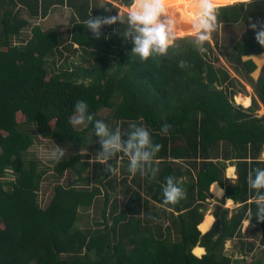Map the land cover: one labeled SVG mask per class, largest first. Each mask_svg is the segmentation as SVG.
<instances>
[{
	"label": "trees",
	"instance_id": "16d2710c",
	"mask_svg": "<svg viewBox=\"0 0 264 264\" xmlns=\"http://www.w3.org/2000/svg\"><path fill=\"white\" fill-rule=\"evenodd\" d=\"M119 3L129 0H0V264H264L255 244L264 246V222L252 217L256 192L247 183L254 168H264V65L255 78L257 63L247 57L264 52L256 40L264 0L218 6L224 35L217 37L216 30L204 53L187 35L178 37L168 57L147 61L129 53L119 22L105 25L99 39L83 23L91 8L93 16L123 12ZM104 4L112 5L110 11L97 7ZM56 5L71 10L68 26L36 22ZM70 58H76L73 68L65 67ZM240 93L251 96L248 105L237 102ZM78 100L86 101L92 116L83 127L69 121ZM96 119L122 134L132 122L148 128L161 145L156 175L129 174L122 153L111 161L115 168L121 160V179L99 162L92 175L90 152L101 148L93 136ZM39 136L65 151L52 169L30 152ZM228 162L237 167L234 181L226 176ZM68 171L76 177L57 180L43 203L44 179H62ZM170 175L186 195L166 205L162 186ZM215 181L226 194L212 227L202 232L212 221L202 222ZM227 198L239 205L223 206ZM91 207L97 215L80 226L82 209ZM229 239L242 260L227 253ZM198 245L206 249L201 256Z\"/></svg>",
	"mask_w": 264,
	"mask_h": 264
},
{
	"label": "clouds",
	"instance_id": "9594fccd",
	"mask_svg": "<svg viewBox=\"0 0 264 264\" xmlns=\"http://www.w3.org/2000/svg\"><path fill=\"white\" fill-rule=\"evenodd\" d=\"M110 5L97 7L110 11ZM184 7L189 14L187 18L177 11V6L172 4L171 0H129L123 12L119 9L117 15L93 16L91 8L83 23L92 35L99 39L105 25L119 22L123 27L117 29L118 34L124 41L131 42L129 53L140 61L168 57L170 49L175 48L182 29L191 30L190 44L195 51L204 53L206 44L211 42L212 34L219 26L217 0H188ZM252 28L257 29V25L252 24ZM256 40L264 45V27L256 31ZM179 66L184 68L186 62L180 60ZM91 119L86 101H76L74 112L69 117L70 123L78 126ZM128 127L129 131L122 134L120 128L112 129L104 120L96 119L93 136L98 139L101 148L92 157V162L106 164L108 171L114 172L111 161L116 159L118 153H122L128 157L129 174L135 175L139 172L142 176H155L158 168L154 166V158L161 145L153 141L152 134L145 126L132 122ZM168 128L165 124L161 132L166 135ZM58 155L64 158L65 151L62 150ZM247 183L249 190L256 192L252 217L256 216L259 221L264 222V168H254L248 175ZM210 192L219 196L222 189L217 191V186L210 187ZM185 195L178 180L171 175L166 177V183L162 186L164 204H176Z\"/></svg>",
	"mask_w": 264,
	"mask_h": 264
},
{
	"label": "rangeland",
	"instance_id": "374dc122",
	"mask_svg": "<svg viewBox=\"0 0 264 264\" xmlns=\"http://www.w3.org/2000/svg\"><path fill=\"white\" fill-rule=\"evenodd\" d=\"M119 5H120V8L122 10H124V8L126 7V5H123L122 3H119ZM70 17H71V10H69L67 7H60L59 6V7H56L50 13V15H48L46 18H39V19L36 20V22L40 23L44 27H53V26H60V25L61 26H68L69 22H70ZM217 30H220V29H217ZM25 31H26L27 34H30L31 33L30 27L27 28ZM182 35H180L179 37H181ZM187 35H192V33L190 32L189 34H185V36H187ZM223 35H224L223 28L220 31H217V33H216V36L219 37V38H221ZM212 40H213V38H212ZM79 55L80 54H77L76 56H73V57L77 58V56H79ZM76 58H70V61L65 63V67L69 66V68H73L72 67V65H73L72 60L76 59ZM78 61H79V59L75 60V63L78 62ZM62 65H60V66H62ZM253 75L257 76L258 75V70H255ZM237 97L238 98H236V99H237V101L239 103L246 104V105H248L250 103L249 97H244V96H239V95ZM109 112H110L109 109H104V111L102 113L107 115V114H109ZM259 113L260 114L264 113V108H261ZM20 118L22 119V117H20ZM84 124L78 125V127H83ZM37 138L38 139H36L34 145H32V147L30 148V152L35 154L41 160V164H43L45 166L49 165L50 168L52 169L53 164H54L53 161L58 159V157H59L58 154L60 153L61 149L52 140L45 139V138L40 137V136L37 137ZM98 150H99L98 148L94 147L93 150L90 152V154H91L90 160L91 161H92V157L95 156V154H96V152ZM83 152L86 153L87 151L85 150ZM67 154H68V152H67ZM261 156L264 158V149H263V152H262ZM95 163L96 162H91V174L92 175H93V171H94L95 166H96ZM120 163H121V160H118V163L115 166V171L117 172V174H118L117 177L119 179L122 178L121 169H120V166H121ZM102 167H103V170L106 171L107 165L103 164ZM75 177H76V174L71 172V171L66 172L62 179H56V177L53 174H50L47 178L44 179V181L42 183V188H41V191H40V199H41V201H43V203H45V204L48 202V200L50 199V197H51V195L53 193V185H54V183L57 182V180H60L63 183H67L69 181H72ZM120 194L123 195L122 192H120ZM211 194H212V197L209 198L211 200V202H210V204L206 205L205 214H209V212L213 213L215 208L218 205V204H215L216 202H218V197L215 196V193L211 192ZM238 204L239 203H236L235 206L238 205ZM227 205H232V204H229V203L228 204L227 203L224 204V206H227ZM81 213H82V218H81V221L79 222L80 226H86L88 223H92V220H94L95 216L97 215L94 207L82 209ZM162 221H163V224H164V227H165L171 221V218H170V216H168L166 218V220L163 219ZM247 228H248V220L244 221V225H243V231L246 232V233H247ZM249 235L250 234H247V236H249ZM253 237H256V236H253ZM250 240H252V237L249 238L248 241H250ZM255 244L257 246L256 247V253L257 252H264V250H262L263 249L262 247H264V246H262V245L260 246L258 241ZM194 250H195V248L193 249V251ZM226 251H227L228 254H232V257H234V259H237V260L240 261L243 258V254L238 249V246L235 245V243L232 240H230V239L226 241ZM202 254H203V251H202ZM197 255H199V254L197 253ZM253 256L254 255H252V253H251V254L247 255L246 258L248 260H250Z\"/></svg>",
	"mask_w": 264,
	"mask_h": 264
},
{
	"label": "crops",
	"instance_id": "0c3cea01",
	"mask_svg": "<svg viewBox=\"0 0 264 264\" xmlns=\"http://www.w3.org/2000/svg\"><path fill=\"white\" fill-rule=\"evenodd\" d=\"M66 7V6H62V5H56V6H54L53 8H52V10H51V12L56 8V7ZM68 8V7H67ZM69 9V8H68ZM70 10V9H69ZM50 12V13H51ZM50 13H49V15H50ZM247 57H251V58H253L254 60H255V62L257 63V69L256 70H258V75L257 76H254L255 78H258V76H259V74H260V71H261V68H262V66L264 65V52L263 53H260V54H253V55H249V56H247ZM262 58H263V61H262ZM247 88H248V90H249V92L250 93H252V89H251V86H249V85H247ZM239 96H244V97H249V99H250V102H251V96L250 95H244V94H242V93H240V94H238ZM238 95H236V97L238 96ZM237 100V99H236ZM238 102V101H237ZM244 105H246V104H244ZM229 164L227 165V168H226V176L227 177H229V178H231V179H233V181L237 178V167H236V165H234V164H232V163H230V162H228ZM229 168H234V171H233V174L232 175H230L229 174V172H228V170H229ZM215 183H217V185H218V187L220 188V190L222 189V193L219 195V196H217L216 194H215V196L216 197H218V202H216L215 204H220V200L219 199H221L222 197H224L225 196V194H226V189L224 188V187H222V185L218 182V181H215V182H213L211 185H210V187H212L213 188V186H214V184ZM212 193H215V192H212ZM212 197V195L209 197V198H211ZM207 199V204H210V202H211V200L210 199ZM225 203H229V204H232V205H227V206H225V207H228V208H230V209H233V208H235V207H237L238 205H236L235 206V201L233 200V199H231V198H227L226 199V202ZM206 204V205H207ZM223 206H224V204H223ZM207 217H209V218H211V224H210V226L206 229V230H203V229H201L200 227V230L202 231V232H206V231H208L211 227H212V225H213V223H214V221H215V215H214V212L212 213H210L209 212V214H205L204 215V219H203V221L202 222H204L205 220H206V218ZM201 222V223H202ZM248 224H249V221H248ZM197 247V246H196ZM198 247H202L203 248V254L206 252V249H205V247H203V246H199L198 245ZM195 254H197V253H195ZM203 254H201V255H203ZM201 255H198V256H201Z\"/></svg>",
	"mask_w": 264,
	"mask_h": 264
},
{
	"label": "bare ground",
	"instance_id": "6f19581e",
	"mask_svg": "<svg viewBox=\"0 0 264 264\" xmlns=\"http://www.w3.org/2000/svg\"><path fill=\"white\" fill-rule=\"evenodd\" d=\"M234 1H245V0H219L217 1V5H219L220 3L226 4V3H230ZM171 3L177 6V11H179L185 18L188 17L189 14H188L187 8L184 7V5L188 3V0H171ZM190 32H191L190 29H182L180 35L189 34Z\"/></svg>",
	"mask_w": 264,
	"mask_h": 264
},
{
	"label": "water",
	"instance_id": "95a60500",
	"mask_svg": "<svg viewBox=\"0 0 264 264\" xmlns=\"http://www.w3.org/2000/svg\"><path fill=\"white\" fill-rule=\"evenodd\" d=\"M217 1H219V0H217ZM235 2H239V1H234V2H230V3H226V4H221V3H220L219 5H217V7H218V6H223V5H229V4H232V3H235ZM182 36H185V35H182ZM182 36H181V37H182Z\"/></svg>",
	"mask_w": 264,
	"mask_h": 264
}]
</instances>
